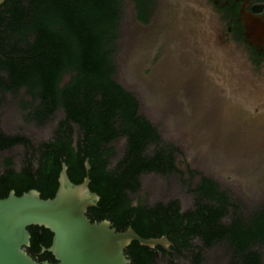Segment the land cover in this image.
I'll return each mask as SVG.
<instances>
[{
	"label": "trees",
	"instance_id": "16d2710c",
	"mask_svg": "<svg viewBox=\"0 0 264 264\" xmlns=\"http://www.w3.org/2000/svg\"><path fill=\"white\" fill-rule=\"evenodd\" d=\"M147 1L133 0L139 21H148ZM125 17V0H5L0 6V113L10 96L39 126L62 114L52 137L39 145L25 135L6 134L0 118V153L26 149L19 170L12 158L5 159L0 198L36 190L42 199H53L63 164L79 185L89 160L90 189L100 202L88 218L172 243L166 250L133 242L125 251L131 264H207L219 249L229 256L228 264H264V202L249 209L230 188L191 166L181 172V149L140 114L139 98L119 83ZM121 139L126 147L116 160L114 143ZM152 174L180 175L192 206L184 210L178 199L150 204L141 197L143 178ZM28 230V255L56 264L43 251L54 234L39 226Z\"/></svg>",
	"mask_w": 264,
	"mask_h": 264
},
{
	"label": "rangeland",
	"instance_id": "374dc122",
	"mask_svg": "<svg viewBox=\"0 0 264 264\" xmlns=\"http://www.w3.org/2000/svg\"><path fill=\"white\" fill-rule=\"evenodd\" d=\"M183 1L185 4V0H162L161 9L142 26L136 24L134 9L125 0L117 78L139 98L141 114L159 128L165 140L181 149L183 155L177 160L181 172L191 166L230 188L251 209L264 202V93L251 92V88L245 91L240 75H234L225 61L196 60L195 52L190 53L184 44V29L196 17ZM60 117L62 114L43 126L29 122L28 113L10 96L0 113L6 134L25 135L35 145L52 137ZM114 147L118 160L126 139L118 140ZM25 156L22 146L0 153V174L5 159L12 158L19 170ZM140 196L150 204L178 199L184 210L193 202L180 175L144 177ZM208 259L207 264L229 262L220 249Z\"/></svg>",
	"mask_w": 264,
	"mask_h": 264
},
{
	"label": "water",
	"instance_id": "95a60500",
	"mask_svg": "<svg viewBox=\"0 0 264 264\" xmlns=\"http://www.w3.org/2000/svg\"><path fill=\"white\" fill-rule=\"evenodd\" d=\"M4 2L0 0V6ZM129 2L136 24L144 26L137 18L133 1ZM90 170L87 160L88 175L82 184L76 185L70 180L64 163L53 199H42L36 190L22 196L12 191L7 198H0V264H41L26 252L31 245L28 229L32 226L46 228L54 234L52 246L43 251L50 252L56 264H131L125 251L133 242L151 249L158 246L170 249L172 243L167 237L145 239L132 227L118 232L108 220L93 223L87 216L88 210L98 205L100 197L90 189Z\"/></svg>",
	"mask_w": 264,
	"mask_h": 264
},
{
	"label": "flooded vegetation",
	"instance_id": "af4514ba",
	"mask_svg": "<svg viewBox=\"0 0 264 264\" xmlns=\"http://www.w3.org/2000/svg\"><path fill=\"white\" fill-rule=\"evenodd\" d=\"M182 5L196 17L184 29V44L196 60L225 61L245 91L264 93V0H185ZM161 7L162 0H148V21L140 23L147 25Z\"/></svg>",
	"mask_w": 264,
	"mask_h": 264
}]
</instances>
